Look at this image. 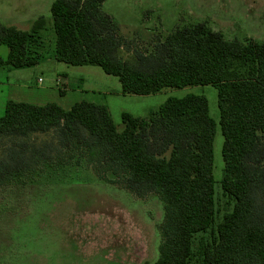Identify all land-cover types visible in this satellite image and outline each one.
Segmentation results:
<instances>
[{
	"label": "trees",
	"instance_id": "1",
	"mask_svg": "<svg viewBox=\"0 0 264 264\" xmlns=\"http://www.w3.org/2000/svg\"><path fill=\"white\" fill-rule=\"evenodd\" d=\"M103 1H52L55 60L99 66L117 77L122 94L215 87L223 136L220 185L231 209L214 225L215 121L206 97L193 93L169 96L144 117L121 112V130L105 104L80 100L66 109L7 100L0 116V141L9 140L0 154V185L45 163L89 166L101 181L137 197L154 193L162 202L154 264H264V40L228 39L207 21H196L124 60L119 50L129 46L102 10ZM45 28L43 16L29 30L0 23V46L8 47L0 66L36 65ZM48 132L51 139H29ZM200 232L209 238L193 251Z\"/></svg>",
	"mask_w": 264,
	"mask_h": 264
},
{
	"label": "rangeland",
	"instance_id": "2",
	"mask_svg": "<svg viewBox=\"0 0 264 264\" xmlns=\"http://www.w3.org/2000/svg\"><path fill=\"white\" fill-rule=\"evenodd\" d=\"M52 1L0 0L1 24L29 30L33 21L43 16L47 25L41 32L36 65L13 68L10 73L8 66H0V116L9 99L55 102L68 109L80 100L103 102L92 92L98 89L107 92L113 122L121 130L120 109L143 115L157 110L169 96L204 95L215 121V225L232 207L220 185L223 136L215 87L195 85L163 88L149 95L122 94L117 77L105 74L99 66H73L55 60ZM102 10L113 17L129 46L119 50L124 60L133 61V51L149 50L158 36L196 21H207L228 39L264 40V0H104ZM7 54L8 47L1 45L0 57ZM60 76L65 78L64 94L59 90L64 85ZM18 80L29 85L28 93L24 91L20 97L16 93L20 89L10 85ZM51 138V132L29 137L35 143ZM8 142L7 138L0 141V154ZM50 165L33 166L0 185V264H154L160 242L158 225L163 219V204L157 195L137 197L120 184L99 180L89 166ZM208 238V232L195 234L192 250Z\"/></svg>",
	"mask_w": 264,
	"mask_h": 264
},
{
	"label": "crops",
	"instance_id": "3",
	"mask_svg": "<svg viewBox=\"0 0 264 264\" xmlns=\"http://www.w3.org/2000/svg\"><path fill=\"white\" fill-rule=\"evenodd\" d=\"M46 20V19H45ZM46 27H47V25H46ZM46 29V28H45ZM43 31V30H42ZM41 31V32H42ZM42 36V35H41ZM55 37V36H54ZM43 38V37H42ZM53 57H54V50H53ZM9 67V66H8ZM10 68H12V67H9L8 69H9V73L10 72H13L12 70H14L13 68L12 69H10ZM82 75H80L79 77H81ZM61 77V76H60ZM64 81H63V87L61 88V89H59L60 90V92L62 93V94H64L66 91L65 90H67V88L65 87V78H63V77H61ZM81 79H83V78H81ZM1 83V82H0ZM10 83V82H9ZM10 85H13V86H15V87H17V88H19L20 89V91H17L16 93H17V95H19L18 97H20V95H24L25 93L27 94L28 93V91H29V85L28 84H26V82H24L23 80H18V82H15V83H10ZM63 90H64V92H63ZM24 91H25V93H24ZM0 92H1V90H0ZM92 92L94 93V94H97L98 96H101L102 98H103V102H95V101H93L92 100V102H95V103H101V104H105L107 107H108V109H109V111H110V108H109V102H108V100H107V92L106 91H103V90H92ZM120 92H121V88H120ZM19 99V98H18ZM15 100V101H21V100ZM10 100V99H9ZM7 101V100H6ZM24 102H26V101H24ZM6 103V102H5ZM29 103H33V102H29ZM39 105H41V104H39ZM124 111V109H120L119 110V112H118V115L120 116V114H121V112H123ZM110 114H111V112H110ZM132 114L133 115H137V116H142V117H144V116H147L148 114H149V110H148V112L146 113V114H143V115H139V114H136V113H134V112H132ZM111 116H112V114H111ZM112 118H113V116H112Z\"/></svg>",
	"mask_w": 264,
	"mask_h": 264
},
{
	"label": "built area",
	"instance_id": "4",
	"mask_svg": "<svg viewBox=\"0 0 264 264\" xmlns=\"http://www.w3.org/2000/svg\"><path fill=\"white\" fill-rule=\"evenodd\" d=\"M39 81H41V80L39 79Z\"/></svg>",
	"mask_w": 264,
	"mask_h": 264
}]
</instances>
